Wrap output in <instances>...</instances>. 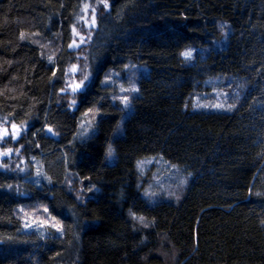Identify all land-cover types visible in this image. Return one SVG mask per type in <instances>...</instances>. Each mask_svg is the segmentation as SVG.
Here are the masks:
<instances>
[{"label":"trees","instance_id":"obj_1","mask_svg":"<svg viewBox=\"0 0 264 264\" xmlns=\"http://www.w3.org/2000/svg\"><path fill=\"white\" fill-rule=\"evenodd\" d=\"M83 1L0 0V264H264V0Z\"/></svg>","mask_w":264,"mask_h":264},{"label":"rangeland","instance_id":"obj_2","mask_svg":"<svg viewBox=\"0 0 264 264\" xmlns=\"http://www.w3.org/2000/svg\"><path fill=\"white\" fill-rule=\"evenodd\" d=\"M91 2L92 0H84L82 5H81V9H80V13H79V26H83L84 29H92L93 28V21L91 19V15H89V11H90V7H91ZM79 30H81V28L79 27ZM75 32V31H74ZM80 32H77V37L76 40L73 41V43H70L68 45L67 48H69V50L73 51V52H77V50L79 49V44L82 42V37L80 35ZM48 49V47H46ZM49 50V49H48ZM191 52V56L190 58H186L184 55V59L187 62H190L193 58L194 55L196 53L195 49H190L187 50L185 52ZM76 71L77 68L72 66L69 67L65 73L69 75V73L71 75H76ZM68 85L66 86V89L70 92H74L79 88L81 90H84V86L82 84V81L77 80L75 78H68V80H70ZM119 91V90H118ZM225 91H223L222 89L219 88V86H215L213 87L211 90H208L206 92V88L203 87L202 91L198 94H196L195 97V107L196 109H204V110H209V109H213V110H222L224 105V99H227L226 94L224 93ZM122 103L125 105V100L122 101ZM94 121H95V117L93 115H85L82 116L80 118V122L77 126V134H76V138L77 140H84L85 138L88 137V135L92 134L94 128ZM1 127V126H0ZM18 130H21L18 127ZM19 134H17L16 136L19 137ZM2 147H3V143L0 140V161L2 159V156L4 155L2 152ZM139 172L141 173L142 176H150V192H158V191H163V192H167L169 193L170 191L173 190H178L180 187H184L186 185V180H182L183 177H178L177 172L174 170V168H171L167 165H165L164 163H162L159 160H146L143 161L142 163L140 162V170ZM45 213V212H44ZM46 215V213H45ZM47 222L41 220L40 222H34V221H30V220H25L24 221V228L26 230H30V229H42L43 227H45V224Z\"/></svg>","mask_w":264,"mask_h":264},{"label":"flooded vegetation","instance_id":"obj_3","mask_svg":"<svg viewBox=\"0 0 264 264\" xmlns=\"http://www.w3.org/2000/svg\"><path fill=\"white\" fill-rule=\"evenodd\" d=\"M79 93L82 91L81 89L76 90ZM14 126H1L0 127V140L3 143V145L7 142L8 144L14 143L17 138V134L19 132L21 133V130H18L17 127H15V130H12Z\"/></svg>","mask_w":264,"mask_h":264},{"label":"snow or ice","instance_id":"obj_4","mask_svg":"<svg viewBox=\"0 0 264 264\" xmlns=\"http://www.w3.org/2000/svg\"><path fill=\"white\" fill-rule=\"evenodd\" d=\"M105 7H107V4H105ZM183 55L186 57V58H190L191 56V52H184Z\"/></svg>","mask_w":264,"mask_h":264},{"label":"bare ground","instance_id":"obj_5","mask_svg":"<svg viewBox=\"0 0 264 264\" xmlns=\"http://www.w3.org/2000/svg\"><path fill=\"white\" fill-rule=\"evenodd\" d=\"M77 90H79V88L77 89ZM76 93H79L78 91H75Z\"/></svg>","mask_w":264,"mask_h":264},{"label":"water","instance_id":"obj_6","mask_svg":"<svg viewBox=\"0 0 264 264\" xmlns=\"http://www.w3.org/2000/svg\"><path fill=\"white\" fill-rule=\"evenodd\" d=\"M12 130H15V127H13Z\"/></svg>","mask_w":264,"mask_h":264}]
</instances>
